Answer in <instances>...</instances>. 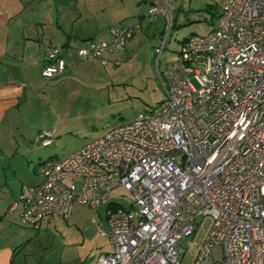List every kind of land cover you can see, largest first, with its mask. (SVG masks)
Listing matches in <instances>:
<instances>
[{"label": "built area", "instance_id": "built-area-1", "mask_svg": "<svg viewBox=\"0 0 264 264\" xmlns=\"http://www.w3.org/2000/svg\"><path fill=\"white\" fill-rule=\"evenodd\" d=\"M150 2L149 22L170 21L165 1ZM219 9L214 28L188 36L159 73L156 106L36 165L40 182L18 198L23 225L67 220L73 204L104 206L109 231L100 235L113 250L96 264H180L178 242L210 218L200 242L187 241L190 264H264V0H220ZM139 28L111 25L107 41L87 42L83 61L105 65ZM65 70L51 46L41 79ZM53 140L51 130L35 137L43 148Z\"/></svg>", "mask_w": 264, "mask_h": 264}, {"label": "rangeland", "instance_id": "rangeland-1", "mask_svg": "<svg viewBox=\"0 0 264 264\" xmlns=\"http://www.w3.org/2000/svg\"><path fill=\"white\" fill-rule=\"evenodd\" d=\"M150 1L125 0L127 10L120 24L140 23V28L126 43L124 52L107 58V65L100 60L86 62L91 65L88 71L69 77L74 84L64 79L54 91L59 103H54L53 108L61 115L57 120L61 130H54L53 143L43 148L32 141L31 151L1 158L0 195L18 192L23 184L36 183L38 177L33 167L37 163L74 152L110 128L156 106L163 96L159 73L165 63L177 57L183 38L209 33L220 11V0H153L158 5L164 6V1L168 4L170 21L158 16L149 22L146 14ZM71 87L75 88L73 101ZM48 112L43 130H52L55 121ZM50 219L49 224L45 221L37 227L26 226L29 232H38L32 245L42 247L41 256L46 264H93L99 253L110 250L107 239L100 235L102 229L107 230L104 206L91 209L73 204L67 220ZM209 225L210 218L199 219L195 234L178 242L186 250L179 256L180 264L191 263L194 250L187 246V241L199 243ZM212 252L216 260L222 257L220 246H213Z\"/></svg>", "mask_w": 264, "mask_h": 264}, {"label": "crops", "instance_id": "crops-1", "mask_svg": "<svg viewBox=\"0 0 264 264\" xmlns=\"http://www.w3.org/2000/svg\"><path fill=\"white\" fill-rule=\"evenodd\" d=\"M126 10L125 0H0V161L31 151L29 143L46 128L42 123L48 111L55 118L51 131L61 130L57 122L61 115L53 108L59 103L54 91L64 79L72 82L69 77L90 69L92 61H83L82 49L90 40L107 41L109 27L120 24ZM51 46L59 49L66 70L43 81L40 70ZM111 55L105 56V65ZM69 92L73 94L75 88ZM39 182L38 177L27 186ZM25 185L18 192L0 195V264H46L42 247L32 245L38 232H29L31 226L20 221L18 198ZM45 221L51 223L45 218L39 225ZM107 241L110 250L99 253L93 264L101 254L112 252Z\"/></svg>", "mask_w": 264, "mask_h": 264}, {"label": "trees", "instance_id": "trees-1", "mask_svg": "<svg viewBox=\"0 0 264 264\" xmlns=\"http://www.w3.org/2000/svg\"><path fill=\"white\" fill-rule=\"evenodd\" d=\"M186 38H183L181 42H183Z\"/></svg>", "mask_w": 264, "mask_h": 264}]
</instances>
